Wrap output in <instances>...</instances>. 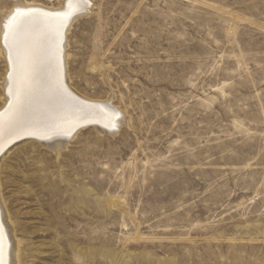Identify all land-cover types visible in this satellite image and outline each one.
I'll use <instances>...</instances> for the list:
<instances>
[{"label":"rangeland","instance_id":"374dc122","mask_svg":"<svg viewBox=\"0 0 264 264\" xmlns=\"http://www.w3.org/2000/svg\"><path fill=\"white\" fill-rule=\"evenodd\" d=\"M91 1L71 81L127 113L0 155L22 264H264V0Z\"/></svg>","mask_w":264,"mask_h":264},{"label":"bare ground","instance_id":"6f19581e","mask_svg":"<svg viewBox=\"0 0 264 264\" xmlns=\"http://www.w3.org/2000/svg\"><path fill=\"white\" fill-rule=\"evenodd\" d=\"M14 1L13 8L3 16L0 31V48L5 62L2 80L3 104L0 106V116H2L0 155L21 141L49 145L59 152L67 146L70 137L87 126L102 132H114L117 126L123 123L121 114L117 117L116 108L121 109L125 115L127 112L120 106H114L113 101L107 100L108 103L105 104L103 103L106 102L105 99L77 88L71 81L68 68L67 48L70 29L76 19L90 13L92 1L61 0L59 5L29 0ZM29 10H35V15L38 17H45V23L26 21L14 38L13 26L20 14ZM55 13L69 14L67 22L65 23L64 16H56ZM21 56L27 58L31 83L22 99L18 101L17 92L20 84L18 57ZM2 163L1 158L2 255L4 264H22V251L16 236V227L10 220L2 195ZM100 207L104 210L101 204ZM79 251L86 257L95 256L93 250L81 247Z\"/></svg>","mask_w":264,"mask_h":264},{"label":"snow or ice","instance_id":"6c2138e0","mask_svg":"<svg viewBox=\"0 0 264 264\" xmlns=\"http://www.w3.org/2000/svg\"><path fill=\"white\" fill-rule=\"evenodd\" d=\"M18 12L20 11L19 9L17 10ZM54 15L56 16H64L65 17V23L67 22L68 15L67 13H55ZM32 21V22H37V23H45L46 18L45 17H38L35 15V10H29L27 13H21L20 16L17 19L16 24L13 26L12 29V34L13 37L17 35L18 31L22 27V25L26 21ZM18 64H19V73H20V84L18 87V92H17V98L18 101L22 99L25 91L30 87L31 83V73L29 69V65L27 62L26 57H18ZM0 122H2V116H0ZM2 244H0V264H4L3 260V255H2Z\"/></svg>","mask_w":264,"mask_h":264}]
</instances>
